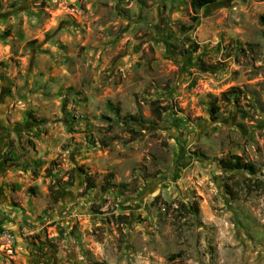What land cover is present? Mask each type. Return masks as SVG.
<instances>
[{
  "label": "rangeland",
  "instance_id": "rangeland-1",
  "mask_svg": "<svg viewBox=\"0 0 264 264\" xmlns=\"http://www.w3.org/2000/svg\"><path fill=\"white\" fill-rule=\"evenodd\" d=\"M2 233L0 264H264V0H0Z\"/></svg>",
  "mask_w": 264,
  "mask_h": 264
},
{
  "label": "trees",
  "instance_id": "trees-1",
  "mask_svg": "<svg viewBox=\"0 0 264 264\" xmlns=\"http://www.w3.org/2000/svg\"><path fill=\"white\" fill-rule=\"evenodd\" d=\"M217 2V0H190V6L193 9L194 12H198L200 9L207 7V6H211L213 4H215ZM190 30H194V27L188 28V31ZM196 48H198L197 45H195ZM191 52V51H188ZM200 65L205 68V70H211V67H206V63H204L203 61H200ZM215 68V67H213ZM237 89L235 87H231L229 88L227 91L222 93V96L225 97L227 100H231V96H235L237 95L238 91H236ZM230 96V97H229ZM211 113L214 115L216 114V106L211 104V108H210ZM115 115L117 116V118H120V122L124 123L126 125H134V124H142V123H147L150 122L149 119H144L141 115L135 114V115H131V114H126V115H121L120 112L116 109V111L114 112ZM152 116L154 120H159L161 118V108L159 107V105L156 102L152 103ZM219 117L213 116L214 120H217ZM111 120V119H109ZM130 132H135V129H131ZM219 163L221 168L225 169V170H230V171H246L247 173H249L252 176H255L259 173V168L256 165V163L251 162V161H247L245 159H243V157L239 156V155H230L227 157H222L219 159ZM79 170L81 171V173L85 174L86 177V183L88 184V188H95L97 185L95 184V182L93 181L92 177H90L87 173V171H85V169L83 167H80ZM234 176H228L224 182V186L225 189L227 191V193L233 198L236 199L238 197H240V193L244 190L245 185L247 182H250L251 179H247V180H241L240 178L236 179L234 185L230 184L228 182L229 179H232ZM75 178V174L72 173L71 174V181H70V185H73V179ZM107 184L109 185V187H107L105 190H110L112 183L110 180L107 181ZM52 192H54V190H52ZM56 193H58L57 195H55V203H57L60 199V191H57ZM198 212V208L195 209V213Z\"/></svg>",
  "mask_w": 264,
  "mask_h": 264
},
{
  "label": "built area",
  "instance_id": "built-area-1",
  "mask_svg": "<svg viewBox=\"0 0 264 264\" xmlns=\"http://www.w3.org/2000/svg\"><path fill=\"white\" fill-rule=\"evenodd\" d=\"M7 238H8V234L6 233L0 234V239H7Z\"/></svg>",
  "mask_w": 264,
  "mask_h": 264
}]
</instances>
